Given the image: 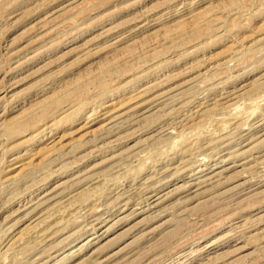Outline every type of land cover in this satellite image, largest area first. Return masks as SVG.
Wrapping results in <instances>:
<instances>
[{
	"label": "rangeland",
	"instance_id": "obj_1",
	"mask_svg": "<svg viewBox=\"0 0 264 264\" xmlns=\"http://www.w3.org/2000/svg\"><path fill=\"white\" fill-rule=\"evenodd\" d=\"M0 264H264V0H0Z\"/></svg>",
	"mask_w": 264,
	"mask_h": 264
},
{
	"label": "bare ground",
	"instance_id": "obj_2",
	"mask_svg": "<svg viewBox=\"0 0 264 264\" xmlns=\"http://www.w3.org/2000/svg\"><path fill=\"white\" fill-rule=\"evenodd\" d=\"M210 178V177H209ZM206 182V180H204ZM162 198V197H161ZM158 199V198H157ZM94 238V237H93ZM87 243V242H86Z\"/></svg>",
	"mask_w": 264,
	"mask_h": 264
}]
</instances>
